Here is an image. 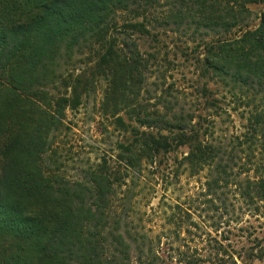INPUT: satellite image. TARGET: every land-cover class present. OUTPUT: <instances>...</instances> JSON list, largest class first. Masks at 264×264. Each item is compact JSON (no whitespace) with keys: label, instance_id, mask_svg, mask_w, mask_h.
<instances>
[{"label":"trees","instance_id":"obj_1","mask_svg":"<svg viewBox=\"0 0 264 264\" xmlns=\"http://www.w3.org/2000/svg\"><path fill=\"white\" fill-rule=\"evenodd\" d=\"M261 5L264 0H0V264H166L151 241L104 233L110 199L127 175L104 162L87 183L72 186L44 168L52 132L100 83V113L132 133L118 149L125 170L185 148L189 173L207 171L204 195L235 186L243 210L264 215V9H251ZM123 12L128 18L120 25ZM168 33L204 46L202 78L250 110L238 143L250 166L244 183L233 178L234 150L212 140L219 89L208 81L203 86L199 115L175 113L165 94L155 105L143 100L146 73L161 50L145 57L132 38L160 46ZM81 49L88 54L85 69L62 71L61 61ZM164 93L172 96V88ZM215 250L216 264H264V225L245 256L228 254L222 244ZM176 252L179 262L197 263Z\"/></svg>","mask_w":264,"mask_h":264},{"label":"rangeland","instance_id":"obj_2","mask_svg":"<svg viewBox=\"0 0 264 264\" xmlns=\"http://www.w3.org/2000/svg\"><path fill=\"white\" fill-rule=\"evenodd\" d=\"M251 9L259 14L264 7L252 6ZM125 13L118 15L120 25L128 18ZM253 24L256 25L257 20L254 19ZM119 37L123 39L124 35L119 34ZM132 39L145 57L161 50L158 64L152 60L151 70L146 73L143 100L155 105L165 94L175 113L195 112L199 115L203 108L202 88L208 81L202 78L199 65L204 59V46L197 49V45L171 33L160 38L164 45L158 47L150 38H141L138 34ZM84 52L85 49L75 50L70 59L61 61L62 71L79 73L85 69L84 60L88 54ZM165 56L169 63L162 60ZM208 82L213 91L219 89L215 97L221 107L220 115L214 121L212 140L234 150L231 162L233 178L244 183L250 166L238 143L244 142L250 110L227 90ZM97 87L84 98L78 109L68 110L63 125L52 132L49 150L43 158L45 170L72 186L87 183L88 174L104 162L113 171L120 170L127 175L125 184L117 187L110 199L104 233L119 232L127 239L130 235L132 239L149 245L151 241L166 264H183L179 262L182 256H178V248L181 253L194 258L196 264H216L217 259H221L215 250L220 244L227 248L228 254L245 256L250 240L264 225V215L251 216L243 210L245 205L240 201L235 186L222 189L219 195H204L207 171L197 175L189 173L183 162L187 152L185 148L159 158L153 165L145 161L140 169L125 170L118 149L119 144L132 133H124L122 128L113 124V117L100 113L105 84L100 83ZM168 87L172 88V96L164 93ZM159 108L162 113L167 111L164 105L159 104ZM123 116L128 124L129 117ZM231 263L232 260L227 259V264ZM237 264H241V260H237Z\"/></svg>","mask_w":264,"mask_h":264}]
</instances>
